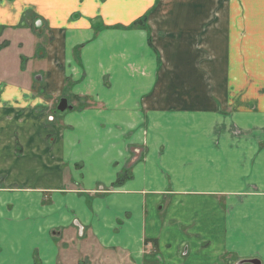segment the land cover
<instances>
[{
    "label": "crops",
    "instance_id": "crops-1",
    "mask_svg": "<svg viewBox=\"0 0 264 264\" xmlns=\"http://www.w3.org/2000/svg\"><path fill=\"white\" fill-rule=\"evenodd\" d=\"M203 1L0 0V36L29 32L32 11L56 67L34 104L32 86L0 79V264H155L152 239L158 264H264V93L257 112L220 96L237 59L230 11ZM245 4L238 55L258 60L264 2ZM145 15L150 31L129 28ZM68 79L73 109L44 125V95ZM185 200L201 206L181 219Z\"/></svg>",
    "mask_w": 264,
    "mask_h": 264
},
{
    "label": "rangeland",
    "instance_id": "rangeland-1",
    "mask_svg": "<svg viewBox=\"0 0 264 264\" xmlns=\"http://www.w3.org/2000/svg\"><path fill=\"white\" fill-rule=\"evenodd\" d=\"M159 0H157L158 2ZM264 2V0H261ZM203 0H198V3H196V0L192 3V8H188L195 11H199L203 5ZM216 3L224 4L225 7L229 8V19L228 22H230V28H226L225 30L231 34V40L234 41L235 44L233 45V48H230V51L237 54L236 58L232 61L234 62L235 71L231 72V74H234L233 77V96H231V74L223 76V79L221 81L222 83L228 82L225 85H228V91L227 93L224 91H220V96L224 98L226 96V99L231 102V98L233 99V103L235 106L239 105L240 103H244V106L249 107L250 103L255 104L254 107H249L251 110H255L256 112L259 111L261 108L258 107V101L263 98V96L259 95L260 93H264V90L258 91L254 90L255 86H258L259 81L264 80V44H260L258 42H254L253 44V53L254 56H259L261 52V48H263V56L258 60H253L248 55H243V57H239L238 51L244 52L245 49L243 47V42L248 40L246 37L245 32L242 28L243 23V13H245L246 17L249 15L250 11L248 7V11H246V8H244V4L246 6L249 5V1L245 0H218ZM212 4V1L209 0L208 4ZM33 13L32 11L27 12L24 20L27 21L29 28V32L21 31V34H16V36L12 35L13 39L10 41L6 39L4 36H0V79H4L10 82H17L22 84H27L29 86H32L33 94L36 97V99L33 98V104L34 100H38L37 97H43L40 93L39 89H42L45 87V84H47L48 80L47 77L45 78L43 75L46 74V71L48 68L52 67L53 64H50L51 61H47V59L51 60V56L49 54L52 50L51 48L54 46L53 38L50 37L46 26H44L43 22L41 20H35L34 16L30 15ZM251 14V13H250ZM231 25H234V27H231ZM26 24L23 25L25 28ZM222 33V32H221ZM264 33V31H263ZM258 35V33L254 34ZM22 38V40H21ZM6 39V40H4ZM254 39V38H249ZM4 40V42H3ZM254 41V40H253ZM255 41H258L256 39ZM53 45V46H52ZM252 45L250 44L249 47ZM59 49V54L61 55V52L63 51V45L61 43H58L57 45ZM231 47V44H230ZM225 49L224 45L222 44V52ZM57 51V48L55 52ZM77 51H79V47L76 49L75 54L77 55ZM228 51V52H230ZM21 54V55H20ZM26 54V55H24ZM20 55V57H19ZM47 55V56H46ZM228 56H231L228 54ZM22 61V59H24ZM44 59V60H42ZM78 62V61H77ZM53 67H55L53 65ZM56 68V67H55ZM225 78V79H224ZM262 78V79H260ZM80 82V81H79ZM65 84L67 85L64 94H62L61 97H56L55 95H44V100H46L49 104V110L50 114L48 112L47 118L44 119V125H54V118L60 116L63 112L58 110V105L60 103V100L62 98H67L69 104L74 101V94L70 92L72 91L73 86L77 83H75L73 80L68 79ZM56 85L59 86V82H56ZM44 94V93H43ZM211 95L214 94L213 92L210 93ZM87 97V96H86ZM86 103L89 101L88 99H85ZM236 102V103H235ZM240 102V103H239ZM71 105V104H70ZM264 110V109H263ZM65 112V111H64ZM68 112V110H66ZM229 112L231 113V108H229ZM34 113V112H33ZM58 120V119H57ZM58 123V121H56ZM52 143V142H51ZM54 143V142H53ZM136 147H142V153L146 150V145L143 144L142 146H137L136 143L133 144ZM19 146V140L16 138L14 147L16 148ZM49 146H51L49 144ZM132 155H134L136 152L134 151V148L130 151ZM17 153H21L17 149ZM129 170V169H127ZM129 174L130 171H125L121 174V177L124 175ZM3 183V182H2ZM112 186L110 188H107V190L113 189ZM196 200H185L182 204H177V206H180L178 210L175 212V215L180 217L181 219L188 218L189 214L193 212L196 213L195 208H199L201 206L200 203H197ZM204 205V204H203ZM184 207V208H181ZM190 219V217H189ZM190 220H188L189 222ZM221 239V238H220ZM220 245L226 244L222 240L219 241ZM158 243L149 240L146 241L145 245H152L151 247L147 248L146 252H144V255L142 258L146 260V263L156 262L155 264H158V257H157V245ZM228 245V244H227ZM229 246L231 247V240L229 241ZM183 254L185 253L182 249ZM119 254V253H117ZM109 259L115 260L114 256L115 253H110L109 250ZM185 255V254H184ZM226 256L223 258L221 255V264H228V259H231V253L225 254ZM118 259L121 261L131 260L128 253L121 252L118 256ZM243 260V259H242ZM227 261V262H226ZM251 263V262H250Z\"/></svg>",
    "mask_w": 264,
    "mask_h": 264
},
{
    "label": "trees",
    "instance_id": "trees-1",
    "mask_svg": "<svg viewBox=\"0 0 264 264\" xmlns=\"http://www.w3.org/2000/svg\"><path fill=\"white\" fill-rule=\"evenodd\" d=\"M129 28L131 29H146L148 31H150V27L148 24V16L145 15L143 17L138 18L137 20H135L130 26ZM150 33V32H149ZM24 59H22V61H24ZM128 176V174L125 173V175L121 178H119V180L117 181V183H121L123 182V180ZM153 241L157 242V240L152 239ZM149 241V240H147Z\"/></svg>",
    "mask_w": 264,
    "mask_h": 264
},
{
    "label": "water",
    "instance_id": "water-1",
    "mask_svg": "<svg viewBox=\"0 0 264 264\" xmlns=\"http://www.w3.org/2000/svg\"><path fill=\"white\" fill-rule=\"evenodd\" d=\"M68 109H73V106L69 104L68 99L67 98H62L60 100V103L58 105V110L61 112H64ZM245 262H251V263H255L257 264L258 260L257 259H249V260H242L241 262H239V264H243Z\"/></svg>",
    "mask_w": 264,
    "mask_h": 264
}]
</instances>
